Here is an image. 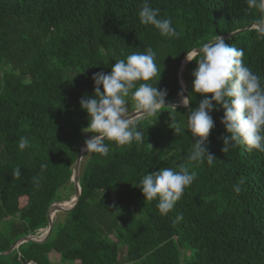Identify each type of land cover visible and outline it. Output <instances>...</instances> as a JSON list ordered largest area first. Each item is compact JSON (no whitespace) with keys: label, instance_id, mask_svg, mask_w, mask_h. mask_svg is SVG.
<instances>
[{"label":"trees","instance_id":"obj_1","mask_svg":"<svg viewBox=\"0 0 264 264\" xmlns=\"http://www.w3.org/2000/svg\"><path fill=\"white\" fill-rule=\"evenodd\" d=\"M142 3L0 0V254L40 235L51 206L75 193L74 166L89 122L80 100L94 95V73H110L116 60L152 47L159 72L147 83L166 90L165 102L177 103L178 67L187 52L252 28L225 43L244 50V64L264 84V36L255 28L264 26L257 23L262 13L247 0H149L171 20L175 37L140 23ZM196 67L192 60L184 77L190 106L162 107L135 120L143 143L106 141L107 156L86 153L77 206L54 220L45 243H25L0 255V264H52V252L80 264H264V151L245 145L222 151L221 107L211 113L215 127L205 141L216 160L186 159L195 142L187 115L203 99L193 92ZM21 137L29 141L23 150ZM182 164L197 178L163 215L158 199L146 200L135 185L146 172L178 171Z\"/></svg>","mask_w":264,"mask_h":264},{"label":"clouds","instance_id":"obj_2","mask_svg":"<svg viewBox=\"0 0 264 264\" xmlns=\"http://www.w3.org/2000/svg\"><path fill=\"white\" fill-rule=\"evenodd\" d=\"M247 3L249 8H256L262 13L257 23L264 25V0H247ZM159 13L160 10L153 8L149 0H143L138 11L140 23L154 26L162 36H178L171 20L161 18ZM259 34L264 36V28ZM195 51L198 59L189 52L186 59L197 63L192 72L193 92L202 95L203 99L198 107L190 108L187 115V128L195 142L186 159L203 163L206 157L209 165L216 160L205 147V141L215 127L211 113L221 107L224 110L221 123L227 132L221 137L222 151L226 153L230 147L238 145H245L248 151H264V84L262 78L244 64V50L229 46L222 36L217 35L214 41L204 43ZM155 61L156 52L147 47L143 52H133L126 59L116 60L110 73L93 74L94 95L85 94L80 100L81 109L88 114L89 121L82 131L92 133L85 140L84 151L87 154L107 156L109 147L106 141H115L119 146L133 141L143 143V130L133 124L127 115V98L131 97L135 108L149 116L157 114L165 105L166 90L147 83L158 75ZM138 81L145 82L137 86ZM190 100L191 96L183 97V105L188 106ZM174 130L181 134L179 126ZM28 146V139L21 137L19 149ZM19 174L17 169L16 175ZM196 178V171L182 164L178 171L163 167L146 172L140 176L135 187L141 189L146 200L158 199L156 206L161 214L166 215Z\"/></svg>","mask_w":264,"mask_h":264},{"label":"water","instance_id":"obj_3","mask_svg":"<svg viewBox=\"0 0 264 264\" xmlns=\"http://www.w3.org/2000/svg\"><path fill=\"white\" fill-rule=\"evenodd\" d=\"M255 28L262 29V28H264V26H256ZM251 29L252 28H247L246 30H240L236 33H233V34H230L228 36L223 37V39H224V41L228 40V39H232V38L236 37L237 35H240V34L246 32L247 30H251ZM195 50L190 52L193 57L198 55ZM186 57H187V55L184 57V59L182 60L181 64L178 67V79H179L180 87L182 89L180 96H182V97L188 96L187 90L185 89V87L183 85V79H182V75H183V71H184L185 67L191 62V61H188L187 63H185ZM189 106H190V103L188 106H184L183 104H180V102L178 101L177 103L165 102V105L162 107L177 109V108H185V107H189ZM146 115L147 114L137 110V111L133 112L131 115H129L128 117L133 122V121H135V120H137L143 116H146ZM84 149H85V144L80 147L79 157H78V159L75 163V166H74V175L72 177V183H74V185H75V195L71 198V202L73 199L75 200L74 204H72L71 206H67L66 205L67 202L54 203L51 206V208L49 209V225L46 229L42 230L43 234L41 233L40 235H30V236L23 237L20 240H18L15 244H13L8 252L0 254V255H9L25 243H29V242H34V243H39V244L45 243L49 239V237L51 236V234L53 232V228H54V216H52V213L53 212L67 213V212L72 211L77 206V204L80 200L81 194H82V189H81L80 182H79V174H80L81 163L83 161Z\"/></svg>","mask_w":264,"mask_h":264},{"label":"rangeland","instance_id":"obj_4","mask_svg":"<svg viewBox=\"0 0 264 264\" xmlns=\"http://www.w3.org/2000/svg\"><path fill=\"white\" fill-rule=\"evenodd\" d=\"M186 75H188V71H187V69H186V67H185V69H184V71H183V75H182V79H183V82L185 83V89L186 90H188V88L191 86L189 83H187L185 80H184V77L186 76ZM182 100H183V97L182 96H180L179 97V102H180V104H183L182 103ZM133 106H134V104L133 103H131V102H128V113H127V115L129 116V115H131L133 112H135L132 108H133ZM134 122V121H133ZM84 134V137H85V140L86 139H88V138H90L91 137V135H92V133H83ZM84 144H85V142H84ZM83 144V145H84ZM84 160V159H83ZM68 193V191L66 190V191H61V195H64V196H66V194ZM74 194L75 193H73L72 194V197L74 196ZM71 197V198H72ZM71 200V199H70ZM67 202V201H66ZM59 217H62V213H57L56 215H55V217H54V220H57ZM42 234H43V232H42ZM50 260H51V263L52 264H80L79 262H77V263H63L62 262V260H61V256L58 254V253H56V252H52L51 254H50Z\"/></svg>","mask_w":264,"mask_h":264},{"label":"bare ground","instance_id":"obj_5","mask_svg":"<svg viewBox=\"0 0 264 264\" xmlns=\"http://www.w3.org/2000/svg\"><path fill=\"white\" fill-rule=\"evenodd\" d=\"M187 62H188V60L186 59L185 63H187ZM183 84L185 85L184 82H183ZM184 87H185V86H184ZM85 154H86V152L83 151V159H84V157H85ZM70 202H71V200H70V201H67L66 205H67V206H71L72 204H74L75 200L73 199L72 202H71V203H70ZM56 214H57V212H53V213H52V216L55 217Z\"/></svg>","mask_w":264,"mask_h":264},{"label":"built area","instance_id":"obj_6","mask_svg":"<svg viewBox=\"0 0 264 264\" xmlns=\"http://www.w3.org/2000/svg\"><path fill=\"white\" fill-rule=\"evenodd\" d=\"M29 264H36V263H34V262H31V263H29Z\"/></svg>","mask_w":264,"mask_h":264}]
</instances>
